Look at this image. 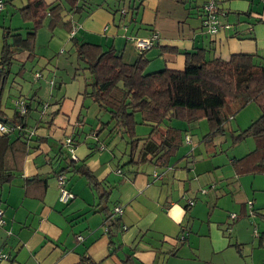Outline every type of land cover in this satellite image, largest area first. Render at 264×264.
I'll use <instances>...</instances> for the list:
<instances>
[{
	"label": "crops",
	"instance_id": "obj_1",
	"mask_svg": "<svg viewBox=\"0 0 264 264\" xmlns=\"http://www.w3.org/2000/svg\"><path fill=\"white\" fill-rule=\"evenodd\" d=\"M1 1L0 55L6 27L30 31V23L18 14L27 0ZM207 1L80 0L81 21L74 29L44 27L37 34L36 59L24 62L25 54L17 56L13 73L21 63L26 71L22 80L9 76L0 114L15 122L16 101L30 100L29 139H19L17 131L9 137L30 149L17 177L0 187V250L9 255L0 264H264V175L237 173L233 160L241 154L227 151L226 161L216 162L212 147L221 137L195 140L192 125L178 127L185 129L189 143L168 166L148 163L121 170L123 142L116 137L103 144L107 131L98 121L101 110L83 95L88 77L83 71L75 75L77 63L66 58L75 55L77 41L114 47L134 63L139 51L128 38H149L154 32L159 39L146 55L149 67L183 69L177 66L185 63L183 53L197 49L224 60L235 54L264 55V22L248 23L264 19V0H217L220 11L228 13L219 19L231 28L216 35L204 30L199 17ZM132 6L136 10L124 17L121 9ZM65 15L67 22L72 16ZM163 46H175L179 53L161 56ZM41 103L48 104L43 114ZM70 136L76 160L64 145ZM201 142L210 163L198 158ZM71 165L88 167L102 189L110 190L106 205ZM58 174L66 176L73 196L66 203L60 200ZM115 207L122 208L120 227L110 233L107 219Z\"/></svg>",
	"mask_w": 264,
	"mask_h": 264
},
{
	"label": "trees",
	"instance_id": "obj_2",
	"mask_svg": "<svg viewBox=\"0 0 264 264\" xmlns=\"http://www.w3.org/2000/svg\"><path fill=\"white\" fill-rule=\"evenodd\" d=\"M79 1L61 0L49 4L45 0H27V4L19 9L18 14L23 22L30 23L27 28L30 31L23 33L22 29L11 27L4 30L0 55V106L9 76L14 80H22L25 74L24 63L13 73L17 56L25 54L24 62H33L36 59L37 34L44 27L53 31L62 25H71L74 29L80 23L83 11ZM208 1L199 11L202 27L206 31L203 24L209 18L205 9ZM211 1L214 3V12L219 17L228 14L220 11L217 0ZM0 2L3 3L1 0ZM133 9L136 10V7L122 8L121 13L125 11L126 15H122L127 18ZM65 12L72 16L67 22L64 21ZM262 22L264 19L248 23L255 25ZM124 26L127 27L126 24ZM130 38L134 36L128 39ZM157 41L150 50L157 46ZM75 46L77 65L74 72L77 75L83 71L88 77L83 95L101 110L98 121L106 126L107 131L102 139L103 144H110L116 137H120L123 142L122 158H125L120 165L121 170L148 163L162 168L168 166L171 159L183 148L185 141L189 142L185 135L182 136L180 129L169 127L168 123L177 120L193 127L206 119L209 126L206 141L215 142L230 132L231 147H235L246 138L252 137L255 140L254 150L243 157L235 158L233 167L239 174L264 175V55L235 54L229 60H224L214 54L209 57L205 49H197L183 53V69L167 67L149 71L153 66L149 67L150 61L146 57L150 50H138L137 60L127 63L114 47L105 50L98 44L77 41ZM160 49L161 56L164 57L179 53L175 46H163ZM36 77L40 79L41 73H37ZM35 97L36 95L31 99ZM20 99L25 102L27 113L22 114L15 106L13 120L17 124L10 122V119H6V123L16 126L13 132L17 131L19 139L21 137L28 140L30 132L27 130V121L32 107L29 99ZM250 104L258 106L260 117L245 130L235 131L229 128L228 121ZM40 106L43 114L48 104L41 103ZM105 115L107 119L103 121ZM0 120H3L1 114ZM140 128L147 129V133L139 135ZM10 135L11 133H0V187L10 184L17 177L20 164L30 149L29 144L24 141H11ZM69 138L74 147L73 136ZM212 148L215 156L223 153L222 149L218 152L216 142ZM71 166L76 173L86 178L91 189L97 191L96 194L102 200L101 204L106 205L110 190L102 189V183L97 181L88 167L82 165L76 169L75 165ZM119 217L115 214L108 217L107 231L111 233L120 227Z\"/></svg>",
	"mask_w": 264,
	"mask_h": 264
},
{
	"label": "rangeland",
	"instance_id": "obj_3",
	"mask_svg": "<svg viewBox=\"0 0 264 264\" xmlns=\"http://www.w3.org/2000/svg\"><path fill=\"white\" fill-rule=\"evenodd\" d=\"M46 39H47L46 37L41 38L42 44L45 43ZM40 52L42 53V49H40ZM66 58H68L69 64L76 65L77 60H76L75 55L71 56V53H69L66 56ZM177 66L182 67L184 65L181 64V62H180V64H177ZM72 67L73 66H71L70 68L73 69ZM16 68H18V67H16ZM162 68H163V66H161V64L159 65V64L155 63L148 70L149 71H151V70H163ZM260 115H261V112H260V109L258 108V106L256 104H250L247 107H245L244 109L240 110L237 114H235L234 118H232L230 121H228L229 128L231 127L232 130H235V131L245 130L250 126V124L252 122L257 120L260 117ZM168 124H169V127H174V128L183 127V126L188 125L185 122H181V121H177V120L171 121ZM180 130L182 131V136L185 135V133H186L185 129L181 128ZM147 131L148 130L145 128H140L139 135H141V134L143 135ZM208 132H209L208 122L206 119H203V120L199 121L197 123V125H193L192 132L190 131L189 133L193 136V138L195 140H200V139L204 140V137L207 135ZM222 140H226V143H224ZM231 144H232L231 133L227 132V134L225 136L221 137V141L219 143H216L218 152H220L221 149L223 150V153L217 155V157L215 158L216 162H221V161L225 162L227 153H228V155H233V154L246 155L247 153L253 151L255 148V140L252 137L246 138L245 140H243L239 144H237L235 147H231ZM184 147H185V145L183 146V148L181 150H183ZM198 147H200V149L197 151V155L199 156L198 158H200L201 160L206 159V162L210 163L211 158L209 157V155H205V152H204L205 142L198 143ZM227 151H229V152H227ZM201 154L203 156H200ZM211 167H212V164H211ZM208 168L209 167L206 166L205 170H208ZM197 169L204 172V169L201 166H198ZM119 209L121 210L122 208L120 207Z\"/></svg>",
	"mask_w": 264,
	"mask_h": 264
},
{
	"label": "built area",
	"instance_id": "obj_4",
	"mask_svg": "<svg viewBox=\"0 0 264 264\" xmlns=\"http://www.w3.org/2000/svg\"><path fill=\"white\" fill-rule=\"evenodd\" d=\"M3 8V3L0 2V11ZM206 11L209 13V18L204 22L203 26L207 29L208 33L211 34H217L222 28L230 29V25H224L221 23L219 16L214 12V3L213 1H208L207 5L205 6ZM123 15H126L125 11H122ZM159 39V34L157 33H152V35L149 38H143V39H134L130 38V40L134 41L137 49L140 51H146L150 50L151 47L155 44V42ZM25 102L22 100H18L16 102V106L18 107L19 111L22 114L27 113ZM46 109V107H45ZM16 126L0 122V133L1 134H8L12 133ZM64 145L68 148L71 157L76 160L75 156V149L72 146V141L68 137L64 141ZM156 176V175H155ZM58 185L60 188L61 196L60 200L62 202H68L73 196L67 191L66 189V176L65 175H59L58 177ZM192 203V202H191ZM193 204V203H192ZM120 207H115L113 209V213L117 216L122 215V209H119ZM4 212L2 209H0V225H3L4 220H3ZM9 258L8 254L0 250V261L1 260H7Z\"/></svg>",
	"mask_w": 264,
	"mask_h": 264
},
{
	"label": "water",
	"instance_id": "obj_5",
	"mask_svg": "<svg viewBox=\"0 0 264 264\" xmlns=\"http://www.w3.org/2000/svg\"><path fill=\"white\" fill-rule=\"evenodd\" d=\"M2 122H6L5 120H2Z\"/></svg>",
	"mask_w": 264,
	"mask_h": 264
},
{
	"label": "clouds",
	"instance_id": "obj_6",
	"mask_svg": "<svg viewBox=\"0 0 264 264\" xmlns=\"http://www.w3.org/2000/svg\"><path fill=\"white\" fill-rule=\"evenodd\" d=\"M5 123V122H4Z\"/></svg>",
	"mask_w": 264,
	"mask_h": 264
}]
</instances>
